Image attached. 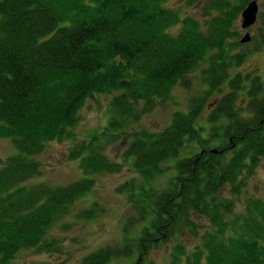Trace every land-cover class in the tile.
<instances>
[{"label":"trees","instance_id":"16d2710c","mask_svg":"<svg viewBox=\"0 0 264 264\" xmlns=\"http://www.w3.org/2000/svg\"><path fill=\"white\" fill-rule=\"evenodd\" d=\"M169 1L0 0V139L16 147L0 164V264L24 249L56 252L50 229L94 189L98 175L123 169L108 147L127 133L123 160L133 175L118 191L131 209L125 230L141 226L133 264L166 244L169 264H264V192L242 199L264 159V77L240 69L253 52L247 44L263 51L264 27L241 42L238 21L252 0H185L201 2L203 20ZM198 68L206 88L188 111L175 112L158 132L141 125L178 85L189 86ZM215 92L205 138L198 121ZM98 94L111 96L107 124L70 148L84 176L34 181L42 174L38 156L51 142L75 139L81 109ZM214 137L222 144L212 148ZM171 161L175 175L159 184ZM103 208L95 201L82 213L90 218ZM128 237L79 264H117L133 255Z\"/></svg>","mask_w":264,"mask_h":264},{"label":"rangeland","instance_id":"374dc122","mask_svg":"<svg viewBox=\"0 0 264 264\" xmlns=\"http://www.w3.org/2000/svg\"><path fill=\"white\" fill-rule=\"evenodd\" d=\"M259 14L258 22L250 28H242L241 21H238L237 30L243 36L247 31L253 37H256L260 27H264V0H258ZM169 6L179 7L183 15L190 14L203 20L199 12L201 2L196 5H187L185 0H170ZM243 50L242 47H237ZM246 51H253L240 67L245 74L249 70L257 69L264 77V49L261 51L255 48L252 43L244 47ZM190 85L185 87L178 85L165 104H159L152 112L142 118L141 125L158 132L170 124L175 112H187L190 101L197 96L204 94L206 85L201 68L196 69L191 75ZM219 96V97H218ZM218 92L208 97L211 102L202 111L199 117V124L204 127L202 132L205 138L209 137L213 123L209 121V115L215 106L214 100H219ZM111 96L107 94H98L95 98L89 99L81 109V120L74 129L75 139H67L63 142H51L43 154L38 156L42 162V174L34 178V181L43 180L52 184H66L84 176L80 168L79 159L70 157V148L76 140L87 138L95 131L102 130L107 124L110 116ZM212 108V109H211ZM218 132H222L220 129ZM131 134L127 133L118 143L108 147L110 157L123 163V169L116 173H107L97 176V184L92 191L77 200L69 209L68 213L57 219L49 231L50 238H57L56 252H50L47 249L37 250L36 248L24 249L13 260L11 264H79L82 258L107 244L122 243L125 235H128L127 242H131L134 252L131 256H125L115 259L117 264H133L136 262L140 253L134 240L140 234L141 226H128L125 230L127 217L131 212L129 200L124 193L118 191L119 185L129 179L133 172L130 170L127 162H124V152L129 144ZM222 144L219 138H215L208 144L212 148ZM193 151H200V145L193 143ZM16 152V147L12 140L0 139V164L11 154ZM192 155V154H191ZM176 173L174 162H168L164 165L159 184H166L171 176ZM229 193V191H227ZM260 195L264 192V159L257 167L256 172L249 178V184L245 194ZM95 201L104 208L98 215L87 217L82 213L83 209L90 207ZM189 236V232L186 231ZM187 237V236H185ZM189 242L188 240H186ZM172 244H166L152 249L147 256H144L143 264H169Z\"/></svg>","mask_w":264,"mask_h":264},{"label":"water","instance_id":"95a60500","mask_svg":"<svg viewBox=\"0 0 264 264\" xmlns=\"http://www.w3.org/2000/svg\"><path fill=\"white\" fill-rule=\"evenodd\" d=\"M259 2L258 0H252L250 1L247 6L242 11V27L247 29L252 27L258 20V14H259ZM251 40V33L247 31L244 36L241 39L242 43L248 42ZM214 152H217V150H212Z\"/></svg>","mask_w":264,"mask_h":264}]
</instances>
